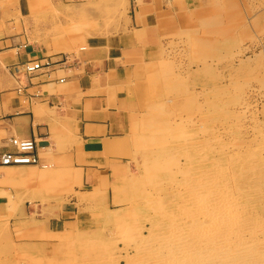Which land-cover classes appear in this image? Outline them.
Listing matches in <instances>:
<instances>
[{
  "label": "rangeland",
  "instance_id": "1",
  "mask_svg": "<svg viewBox=\"0 0 264 264\" xmlns=\"http://www.w3.org/2000/svg\"><path fill=\"white\" fill-rule=\"evenodd\" d=\"M16 1L0 0V9ZM161 6L165 42L142 86L136 158L118 205L57 228L47 224L46 209L60 202H42L41 213L28 204H0V264H207L193 254L210 227L227 234L213 246L220 263L264 264V0ZM107 10L109 2L98 0L69 34L98 29ZM45 18V10L22 18L29 40ZM195 192L213 196L209 211ZM176 234L191 244L175 245Z\"/></svg>",
  "mask_w": 264,
  "mask_h": 264
},
{
  "label": "crops",
  "instance_id": "2",
  "mask_svg": "<svg viewBox=\"0 0 264 264\" xmlns=\"http://www.w3.org/2000/svg\"><path fill=\"white\" fill-rule=\"evenodd\" d=\"M107 1L109 19L88 34L68 27L85 24L98 0H17L0 9V153L11 138L33 139L39 158L0 166V204L41 213L42 202H60L46 209L50 227L116 207L136 158L142 86L165 42L166 11L161 0ZM43 10L29 40L22 18ZM27 62L39 67L13 73Z\"/></svg>",
  "mask_w": 264,
  "mask_h": 264
},
{
  "label": "bare ground",
  "instance_id": "3",
  "mask_svg": "<svg viewBox=\"0 0 264 264\" xmlns=\"http://www.w3.org/2000/svg\"><path fill=\"white\" fill-rule=\"evenodd\" d=\"M88 26V25H87ZM214 168V167H213ZM182 170V169H181ZM1 171V170H0ZM175 178V177H174ZM176 179V178H175ZM204 185V184H203ZM204 188V187H203ZM182 190V189H181ZM176 191V190H175ZM199 192V191H198ZM199 195V194H198ZM197 195V192H195V197L194 198H199V197H197L198 196ZM191 196H194V193L192 192V194H191ZM210 196L209 195H206L205 197H202V196H200V200H198V203H199V205L200 204H202V206H203V208L204 209H206V211H209V207H210V205L212 206V204L211 203H213V202H211V201H214V200H212L211 198H213V196H211L210 198H209ZM197 200V199H196ZM195 202H197V201H195ZM222 204V203H221ZM198 205V204H197ZM233 205V204H232ZM236 205V204H235ZM218 206L220 207L219 209L220 210H225V207L223 206H220V204H218ZM238 206V205H237ZM214 207V206H213ZM221 207H222V209H221ZM227 207H228V209H227ZM226 207V209H227V212L229 213V212H231L232 210H233V208H231L230 207V205H228ZM235 207V206H234ZM196 208H200V207H197L196 206ZM237 209V208H236ZM212 210V209H211ZM215 210V209H214ZM195 211V210H194ZM197 212V211H196ZM218 212V211H217ZM216 212V213H217ZM234 212V211H233ZM195 212H193V214H194ZM198 213V212H197ZM202 213V212H201ZM207 213L208 212H206V215H207ZM211 213V212H210ZM215 213V212H214ZM199 214V213H198ZM220 214V213H219ZM230 214V213H229ZM222 215V214H221ZM192 216V215H191ZM205 216V214L203 215V217ZM210 216L212 217V219L214 220V219H216V218H218L217 217V215H213V214H210ZM205 217H207V216H205ZM221 217V216H220ZM223 217V216H222ZM195 218V217H194ZM209 218V217H208ZM221 219H223V218H221ZM220 219V220H221ZM229 220V219H228ZM179 221V220H178ZM182 221H183V219H182ZM210 221V220H209ZM212 222V221H211ZM214 222V221H213ZM224 222V221H223ZM225 222H226V220H225ZM229 222V221H228ZM227 222V223H228ZM215 223V222H214ZM213 223V224H214ZM220 223H222V222H220ZM212 224V223H211ZM222 224H224V223H222ZM224 225H226V224H224ZM217 226V225H216ZM231 226V225H230ZM181 227V226H180ZM219 227H221V225L219 226ZM229 227V226H228ZM206 228V227H205ZM225 228H227V227H225ZM231 228V227H230ZM230 228H228V229H230ZM182 230V229H181ZM220 231V229H218V228H215V227H210V229H208V230H206L205 232H204V230L202 231L203 233L199 236V241H198V243L200 244V245H198V247H195V249L197 250V252L196 253H194L193 255H195L197 258H198V260H199V258H201L202 260H206L207 261V264H223V263H220L219 262V256L221 255L220 253H219V250L217 251L215 248H213V246L214 245H217L218 243H221V244H223V243H225V240H227V234L226 235H224V234H222V233H220L219 231ZM176 231V230H175ZM177 231H178V229H177ZM225 231V230H224ZM227 231H229V230H227ZM231 231V230H230ZM182 232V231H181ZM184 232V231H183ZM189 233H191V232H189ZM230 233V232H229ZM186 234V233H185ZM174 235V234H173ZM190 235H192V234H190ZM195 235H198V234H195ZM233 236H234V238H236V239H238L239 240V236L236 234V233H234V234H232ZM185 236V235H184ZM181 237V235L180 234H176V241H177V244H175V245H178V246H180L181 248H185L188 244V242H190V244H191V242L192 241H189L190 239H188L187 237ZM231 236V235H230ZM196 237V236H195ZM195 237H193V239L195 238ZM185 239H187V242H185L184 240ZM192 240V239H191ZM167 241H168V238H167ZM174 242V241H173ZM175 243V242H174ZM196 243V242H195ZM197 243V244H198ZM158 245V244H157ZM195 245V244H194ZM209 245H211V248L210 247H208ZM160 245H158L156 248H158ZM164 248V247H163ZM167 248V247H166ZM166 248H164V249H166ZM191 248V247H190ZM210 248V249H209ZM162 249V248H161ZM169 251V250H168ZM172 251V250H171ZM163 252V251H162ZM176 254V253H175ZM184 254V253H183ZM180 255V254H179ZM172 256V255H171ZM175 256V255H174ZM185 256V255H184ZM184 256H183V259H184ZM187 256H188V254H187ZM176 257H178V256H176ZM189 257V256H188ZM193 258V257H192ZM191 258V259H192ZM196 258V259H197ZM175 259V258H174ZM177 259H179L180 260V258H177ZM190 259V260H191ZM200 259V260H201ZM194 260V259H193ZM221 260V259H220ZM175 261V260H174ZM181 262H182V260H180ZM188 260L186 259V262H187ZM195 261H197V260H195ZM178 262V261H177ZM189 262H191V261H189ZM199 262V261H198ZM193 263H196V262H193ZM225 263V262H224ZM174 264H176L175 262H174ZM177 264H179V263H177ZM180 264H182V263H180ZM185 264V263H184ZM187 264V263H186Z\"/></svg>",
  "mask_w": 264,
  "mask_h": 264
},
{
  "label": "built area",
  "instance_id": "4",
  "mask_svg": "<svg viewBox=\"0 0 264 264\" xmlns=\"http://www.w3.org/2000/svg\"><path fill=\"white\" fill-rule=\"evenodd\" d=\"M39 65L34 62L22 63L13 67L15 74H31ZM11 150L0 153V166L38 165L39 158L33 139L11 138Z\"/></svg>",
  "mask_w": 264,
  "mask_h": 264
}]
</instances>
